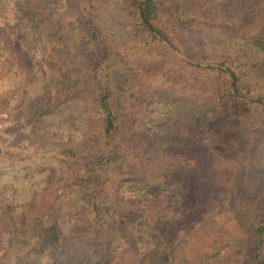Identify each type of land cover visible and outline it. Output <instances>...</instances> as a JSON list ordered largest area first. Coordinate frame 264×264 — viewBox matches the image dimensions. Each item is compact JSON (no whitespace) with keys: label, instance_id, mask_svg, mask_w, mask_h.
I'll return each instance as SVG.
<instances>
[{"label":"trees","instance_id":"trees-1","mask_svg":"<svg viewBox=\"0 0 264 264\" xmlns=\"http://www.w3.org/2000/svg\"><path fill=\"white\" fill-rule=\"evenodd\" d=\"M98 1L120 5L129 28L119 39L103 26ZM212 1L234 27L241 51L264 60V0ZM21 10L38 33L36 9L28 4ZM75 11L96 48L89 67L93 92L79 93L70 82L57 96L77 90L74 97L54 99L35 116L40 150L35 154L31 148L8 147L0 132V209L5 213L0 264H264V187L239 197L237 209L225 220L207 208L214 206L216 192L204 176L173 169L160 181L148 175L132 186L114 176L125 162L116 150L125 116L116 109L110 75L115 53H152L163 41L184 54L183 31L187 18L194 17L179 0H78ZM46 31L53 44L60 42L55 26ZM8 42L0 30L1 60L11 57ZM187 58L188 65L217 76L216 114L199 103L152 96L130 118L141 129L165 121L195 132L194 142L205 143L209 153L222 146L264 164V125L257 120L264 112V76L249 77L238 61L222 55L195 52ZM210 61L213 65L200 66ZM254 65L264 66L257 60ZM63 128L71 135L79 132L78 139L58 143ZM87 129L98 140L89 151V134L83 135ZM13 149L21 153L8 162ZM157 200L168 202L165 213L156 212L152 202ZM231 222L242 224L241 229L235 226L236 236Z\"/></svg>","mask_w":264,"mask_h":264},{"label":"rangeland","instance_id":"rangeland-1","mask_svg":"<svg viewBox=\"0 0 264 264\" xmlns=\"http://www.w3.org/2000/svg\"><path fill=\"white\" fill-rule=\"evenodd\" d=\"M179 2L181 9L194 17L187 18L188 24L182 35L186 53L173 50L163 41L152 53L130 54L122 50L115 53L110 75L116 109L125 116L116 150L125 157V162L114 176L129 186L135 185L136 179L148 175L152 176V181H160L173 169L204 176L209 188L216 192L214 206L207 208L227 220L226 213L237 209L239 197L263 189L264 164L256 163L250 157L233 155L222 146L217 147L215 153H209L205 143L194 142L198 139L195 132L174 128L165 121L163 126L141 129L130 118L134 111L144 108L152 96L170 102L199 103L206 112L216 114L217 76L188 65L187 56L195 52L228 57L238 61L235 63L249 77L264 76V66L254 65L255 60L263 64L264 60L241 51L234 27L220 16L212 0ZM28 4L36 9L40 25L38 33L31 29L28 16L21 10ZM77 4L78 0H3L0 4V30L9 38L7 48L11 55L7 60L0 59V132L3 131V140L8 141V147L31 148L30 153L34 154L40 151L36 142L35 116L52 105L54 99L56 103L63 102L74 97L77 90L79 93L93 92L89 67L95 58L96 48L74 16ZM96 4L103 26L119 39L129 28L120 5L101 1ZM53 26L59 32L55 36L60 42L56 44L52 43L53 38L48 37L46 31ZM36 33L40 35L38 40ZM45 37L48 38L44 40ZM31 39L36 40L33 42ZM246 60L250 63L245 64ZM208 64L213 65L210 61L200 63V66L203 68ZM233 80L232 76L231 82ZM70 82L77 85V90H64L59 98L57 93ZM257 120L264 125V112L257 116ZM67 130L63 128L58 132V143L78 139L79 132L71 135ZM84 131V136L90 133L89 129ZM87 137L90 144L85 149L89 151L98 140L91 134ZM56 146L57 143L54 144ZM13 151L14 156L8 158V162L16 160L15 156L21 153ZM34 159L38 162L37 157ZM167 203L157 200L152 205L157 208L156 212L165 213ZM120 206L123 207V203ZM139 209L144 211V208ZM4 217L5 213L0 209L1 222ZM230 226L232 235L236 236V227L241 229L242 224L231 222ZM220 264L233 263L224 261Z\"/></svg>","mask_w":264,"mask_h":264}]
</instances>
